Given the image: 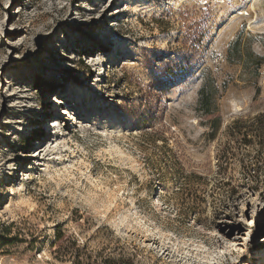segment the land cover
Returning <instances> with one entry per match:
<instances>
[{
	"label": "rangeland",
	"instance_id": "rangeland-1",
	"mask_svg": "<svg viewBox=\"0 0 264 264\" xmlns=\"http://www.w3.org/2000/svg\"><path fill=\"white\" fill-rule=\"evenodd\" d=\"M0 264H264V0H0Z\"/></svg>",
	"mask_w": 264,
	"mask_h": 264
},
{
	"label": "bare ground",
	"instance_id": "bare-ground-1",
	"mask_svg": "<svg viewBox=\"0 0 264 264\" xmlns=\"http://www.w3.org/2000/svg\"><path fill=\"white\" fill-rule=\"evenodd\" d=\"M70 12V8L66 7L65 5L61 8H59V14L57 17L53 19V22L50 26H52L51 33L60 25L64 23V20L66 19L67 15ZM88 19H91V21H88ZM87 22H84V25H94V16H88ZM75 23H71L69 25L68 30L70 31L69 37L72 41L78 40V39H85L86 37H89L90 39H96L98 38V34L96 32H84L79 37L75 35ZM100 45V44H99ZM61 99V98H60ZM51 125L60 126V122H58V117H54L50 120ZM45 139V138H44ZM44 139H38V142L40 141V146L37 147L35 150L38 151L37 155L39 156L40 153L46 148L47 144Z\"/></svg>",
	"mask_w": 264,
	"mask_h": 264
},
{
	"label": "trees",
	"instance_id": "trees-1",
	"mask_svg": "<svg viewBox=\"0 0 264 264\" xmlns=\"http://www.w3.org/2000/svg\"><path fill=\"white\" fill-rule=\"evenodd\" d=\"M240 45V41H239V39H236V40H234L232 43H231V45H230V49H229V56L231 57H235L236 56V58L238 59V58H240V53H239V49H238V46ZM201 103L202 102H204L203 100V97H204V95H205V93H204V88H202V90H201Z\"/></svg>",
	"mask_w": 264,
	"mask_h": 264
}]
</instances>
